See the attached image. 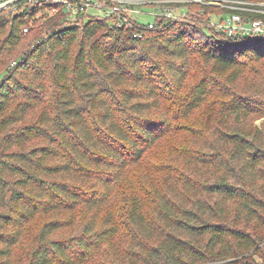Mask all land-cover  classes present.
I'll return each mask as SVG.
<instances>
[{"label":"trees","instance_id":"1","mask_svg":"<svg viewBox=\"0 0 264 264\" xmlns=\"http://www.w3.org/2000/svg\"><path fill=\"white\" fill-rule=\"evenodd\" d=\"M166 5L153 28L0 12V264L33 224L26 264H264V38L210 23L264 15Z\"/></svg>","mask_w":264,"mask_h":264},{"label":"built area","instance_id":"2","mask_svg":"<svg viewBox=\"0 0 264 264\" xmlns=\"http://www.w3.org/2000/svg\"><path fill=\"white\" fill-rule=\"evenodd\" d=\"M207 3L208 0H187L185 2H168L166 0H0V12L22 13L29 7H41L44 14L55 16L60 14L63 18L64 27H78L83 22L91 19L105 20L111 28L129 29L137 23L146 24L148 20L143 18H152L149 27L153 28L156 19H179L185 15V9L177 7L182 11L177 15L171 3ZM219 2H222L220 0ZM216 3L222 6V3ZM212 4V3H211ZM225 7L232 11L250 12L249 6L243 3L229 5L226 2ZM252 13L264 15L262 5L252 8ZM211 25L217 31H221L228 37L249 36L264 38V19L252 20L246 16L232 12L227 16L211 18ZM25 32L29 28L24 29ZM135 37L141 38L142 34H135Z\"/></svg>","mask_w":264,"mask_h":264},{"label":"rangeland","instance_id":"3","mask_svg":"<svg viewBox=\"0 0 264 264\" xmlns=\"http://www.w3.org/2000/svg\"><path fill=\"white\" fill-rule=\"evenodd\" d=\"M168 2H185L187 0H166ZM220 0H208V2L211 4V5H215V6H219L217 5L216 3H218ZM229 1V5H234V4H237V3H243L244 5L246 6H249L251 9L249 10L250 12L253 11L252 8H254L255 6H258V5H262L264 7V2H260V3H255V2H243V1H240V0H222V2H219V3H222V6H220L221 8H225V9H228L225 7V4L226 2ZM177 7H180V6H176V7H173L175 8L174 10L176 11L177 15H181L182 11H180L179 9H176ZM199 10H196V13H198ZM195 13V14H196ZM216 14H219V12H216ZM218 17L219 18V15H215V16H212V18H216ZM247 18H249L248 16H246ZM152 18H143L142 20L146 21V20H151ZM251 19V18H249ZM200 37V36H198ZM201 39V38H199ZM26 44H28L26 42ZM22 50L24 51L25 48H22ZM21 50V51H22ZM4 68L3 67H0V72H2ZM5 75L2 74V76ZM200 78V74L198 72V70L195 68L194 70V73L192 74L190 80L188 81V83L186 84V89H185V92L187 93L188 90L191 89L192 85ZM185 95V94H184ZM208 107H211L210 105ZM207 107V108H208ZM212 113V110H209L208 109H205V111H202L198 114V116H196V120H204L205 122L208 121L209 122V116L210 114ZM195 119L193 121H195ZM264 122V118H256L254 120V124L257 125V126H261ZM191 124V123H190ZM165 154H167V146H166V143H162L160 144L159 146H157L156 148V151L153 153V155L158 158V157H163ZM121 204H123V198L121 197H118L116 199V205L120 206ZM114 206H115V203H114ZM37 238V225H31L28 229V231L25 233V237L23 239V242L21 243V245L18 246L17 249H15L14 253H13V258L11 259V264H26L27 263V260L29 259V250L34 246V243H35V240ZM28 253V254H27Z\"/></svg>","mask_w":264,"mask_h":264}]
</instances>
